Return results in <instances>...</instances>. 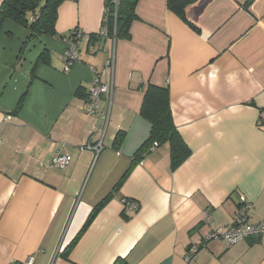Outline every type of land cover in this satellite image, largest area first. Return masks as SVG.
Instances as JSON below:
<instances>
[{
    "label": "crops",
    "instance_id": "obj_1",
    "mask_svg": "<svg viewBox=\"0 0 264 264\" xmlns=\"http://www.w3.org/2000/svg\"><path fill=\"white\" fill-rule=\"evenodd\" d=\"M184 12L166 0H138L129 38L90 39L100 31L104 0H62L56 35H40L21 52L28 30L3 22L0 264L28 256L33 264H264V242L252 238L210 239L186 259L187 247L206 234V215L212 228L228 227L239 195L251 201L250 222L264 220V0H191ZM71 29L82 38L68 67L58 36ZM96 73L111 91L106 123L105 98L95 116L82 110ZM148 82L168 86L172 119L191 153L172 170L168 145H160L112 191L150 129L139 115ZM119 130L125 138L116 149ZM98 142V153L82 148ZM57 153L70 157L66 168L50 167ZM110 191L63 258L59 247ZM124 197L138 205L125 209L128 218Z\"/></svg>",
    "mask_w": 264,
    "mask_h": 264
},
{
    "label": "trees",
    "instance_id": "obj_2",
    "mask_svg": "<svg viewBox=\"0 0 264 264\" xmlns=\"http://www.w3.org/2000/svg\"><path fill=\"white\" fill-rule=\"evenodd\" d=\"M137 1L138 0H104V13L102 17V24L100 31L97 34H90L89 38L97 39L101 36L114 37L115 39L118 40L129 38L131 24L136 18L135 8ZM189 1L191 0H166V4L170 10L175 12L178 16L184 18L185 16L184 7L186 3H188ZM61 2L62 0H2V2L0 3V27L2 26L5 20H10L22 27H25L28 30V35L26 37V40L23 42V45L20 50L21 52L22 50L25 49L26 45L31 40L35 39L40 35H46V36L56 35L54 29V22L56 19L57 6ZM72 31L76 32L78 35L80 34L79 37V41H80L82 38V34L77 29H71L69 31V34L65 37L63 36H58V37L66 38L70 34L72 35ZM77 49L79 52V43L77 45ZM39 59H42V54L39 57ZM109 61L111 60L108 58L106 66L109 65ZM75 62H73L72 64H74ZM71 65H69L68 67H70ZM100 75L102 74L96 73V76H98L102 81H105L100 77ZM90 88H91V84L87 91V95L84 102L88 97ZM141 89L143 92V97L139 108V115L148 121L150 125V129L147 137L143 140V142L133 153L130 167L121 176V178L114 184L112 191L116 190L118 187L121 186L127 173L134 165L138 164L139 161H142L145 156H147L152 150H154L156 147L160 145L163 144L168 145L169 164L172 170L176 169L179 165H181L189 157L191 153L190 147L184 141L183 137L181 136L180 132L178 131L172 119L168 86L166 84L163 86H159L148 82ZM24 97H25V91L22 92L18 97L17 102L15 103V106L13 108L14 113H17L21 109ZM99 108H100V104H99ZM82 110H83V105H82ZM85 114L91 117L96 115V114L89 115L87 113ZM260 114L264 115V107L260 108ZM124 138H125V132L122 130L117 131L114 135L112 146L118 149L121 146ZM101 148H102V144H101ZM110 195H111V191L93 206L92 210L89 212L79 232L69 242V244L66 247H64L63 251L60 252L63 258L65 259L68 258L70 249L77 243L78 239L81 237V235L86 230V228L90 225V223L95 218L98 211L108 201ZM122 199L132 200L125 197ZM246 200H247L246 205H248L247 214L249 215V211L251 209L252 204L247 197ZM237 203L238 200L236 202V209L234 211V214L236 213L238 208ZM125 209L127 208H124L122 214L125 218H128V215L125 213ZM233 221H234V215L232 218V222L228 227L232 225ZM203 223L206 224L205 219ZM207 231H208V226H207ZM205 236L206 234H204L202 239L196 243L199 244V247L204 244L203 240ZM190 247L191 244L187 247V251L190 249ZM186 257H191L190 253L188 254L186 252ZM113 264H126V263L124 259L118 258L115 260Z\"/></svg>",
    "mask_w": 264,
    "mask_h": 264
},
{
    "label": "built area",
    "instance_id": "obj_3",
    "mask_svg": "<svg viewBox=\"0 0 264 264\" xmlns=\"http://www.w3.org/2000/svg\"><path fill=\"white\" fill-rule=\"evenodd\" d=\"M79 37L76 32L72 31V35L70 34L68 37L64 39L65 48L63 51V57L65 59V63L67 66L71 65L73 62L77 61L79 52L77 49V45L79 43ZM110 64V61H109ZM101 98H105L107 108L101 113L103 121H106L109 118V109L111 103V91L109 89V85L106 81H102L98 76H94L91 81V88L88 94L86 101L83 104V111L89 115H95L99 110V104L101 102ZM82 148L93 149L95 152H99L101 149V143L98 142L93 146L89 143L83 144ZM70 162V157L66 154L57 153L51 158L50 167H54L57 169L65 168ZM138 164H142V161H139ZM123 204V208H130L136 210L137 203L134 200H126L121 199ZM246 197L244 195H239L238 197V208L236 213L234 214V221L230 227L227 228H212L210 226L209 216L206 215L205 223L208 225V231L206 236L204 237L203 242L210 239H222L228 244H234L241 240L245 239H258L261 242H264V220H261L256 223L250 222V216L247 214L246 205ZM199 244H191L190 249L187 253L194 256ZM64 246H60L58 252H62ZM191 257H186V259H190ZM34 257L29 256L24 259L19 264H33Z\"/></svg>",
    "mask_w": 264,
    "mask_h": 264
},
{
    "label": "rangeland",
    "instance_id": "obj_4",
    "mask_svg": "<svg viewBox=\"0 0 264 264\" xmlns=\"http://www.w3.org/2000/svg\"><path fill=\"white\" fill-rule=\"evenodd\" d=\"M33 40H34V39H33ZM31 41H32V40H31ZM31 41H30V42H31ZM28 257H29V256H28ZM21 262H22V261H21ZM21 262H20V263H21Z\"/></svg>",
    "mask_w": 264,
    "mask_h": 264
}]
</instances>
